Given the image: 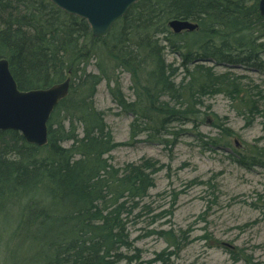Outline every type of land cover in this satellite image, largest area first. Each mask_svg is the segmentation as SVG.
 <instances>
[{"label": "trees", "instance_id": "16d2710c", "mask_svg": "<svg viewBox=\"0 0 264 264\" xmlns=\"http://www.w3.org/2000/svg\"><path fill=\"white\" fill-rule=\"evenodd\" d=\"M260 1L139 0L97 38L86 20L50 0H0V59L9 62L18 88L69 82L49 118L47 144L0 130V242L7 253L0 264H144L125 219L148 196L161 166L150 158L112 163L109 154L121 143L95 104L103 81L132 116V140L176 138L182 129L171 131L175 125L208 124L218 130L212 146L232 147L244 165H264V147L237 154L236 132L206 104L223 95L247 124L264 115L263 84L241 73L253 71L264 82ZM174 19L196 27L176 33Z\"/></svg>", "mask_w": 264, "mask_h": 264}, {"label": "rangeland", "instance_id": "374dc122", "mask_svg": "<svg viewBox=\"0 0 264 264\" xmlns=\"http://www.w3.org/2000/svg\"><path fill=\"white\" fill-rule=\"evenodd\" d=\"M90 69L97 70L93 65ZM241 73L264 86L257 73ZM122 84L131 99L128 73L122 74ZM95 104L106 112L115 141L121 143L109 154L113 164L150 158L161 166L148 196L125 219L130 242L144 264H264V165H244L232 147L212 146L210 139L218 130L208 124L198 129L175 125L171 131L182 129L176 138L142 134L132 140V116L117 107L106 81L98 87ZM206 104L236 132L232 143L237 154L245 146L264 147V115L247 124L223 95L208 98ZM3 245L0 242V262L7 255Z\"/></svg>", "mask_w": 264, "mask_h": 264}, {"label": "water", "instance_id": "95a60500", "mask_svg": "<svg viewBox=\"0 0 264 264\" xmlns=\"http://www.w3.org/2000/svg\"><path fill=\"white\" fill-rule=\"evenodd\" d=\"M66 13L86 20L94 37L107 34L139 0H50ZM264 14V0L260 1ZM174 32L194 30L188 20L170 22ZM69 93V82L46 89L21 90L11 73L9 62L0 59V130L19 131L30 143L43 146L48 142V121L61 100Z\"/></svg>", "mask_w": 264, "mask_h": 264}]
</instances>
